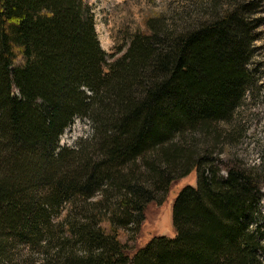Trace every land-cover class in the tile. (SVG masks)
I'll return each instance as SVG.
<instances>
[{
	"label": "trees",
	"instance_id": "16d2710c",
	"mask_svg": "<svg viewBox=\"0 0 264 264\" xmlns=\"http://www.w3.org/2000/svg\"><path fill=\"white\" fill-rule=\"evenodd\" d=\"M92 2L0 0V264L16 244L48 264H264V172L207 147L251 87L243 5L200 20L118 15L109 53ZM78 116L93 136L60 147ZM193 170L173 202L175 236L130 253L147 205Z\"/></svg>",
	"mask_w": 264,
	"mask_h": 264
},
{
	"label": "rangeland",
	"instance_id": "374dc122",
	"mask_svg": "<svg viewBox=\"0 0 264 264\" xmlns=\"http://www.w3.org/2000/svg\"><path fill=\"white\" fill-rule=\"evenodd\" d=\"M243 5L245 16L251 27L252 58L249 67L252 71V83L246 93V97L239 109L235 113L230 123L223 124L219 129L223 133L216 146L209 140V148L215 153L221 152L223 158H228L237 165L252 168L257 173L264 172V0H237ZM216 7L210 3H202L201 12L196 10L200 4L199 0H93L92 10L94 13L95 29L100 40L101 46L109 53L117 52L115 42L111 37V28L118 15L123 19L130 18L132 14L140 20L148 16L163 14V12H179L185 15H199L200 19L212 18V9L222 12L230 6H236L235 0H217ZM122 3H125L122 8ZM234 4V5H232ZM171 21V16L168 14ZM118 24V22H116ZM117 30V29H116ZM94 129L87 117L78 116L73 122L64 129L59 137L60 147H77L80 142L90 139ZM197 137V136H196ZM201 139H196V149L201 153L204 148ZM229 149V150H228ZM197 172L191 171L182 177L176 184L165 192L160 191L156 195V200L151 201L145 211L144 220L137 229L131 227L135 236L134 246L130 253H134L142 247L152 237L160 234L174 237L176 234L173 225V202L178 192L187 184L196 185ZM259 212V213H258ZM257 218V219H256ZM254 225H259L258 238L262 248L258 251L264 263V196L261 199L258 210L255 212ZM55 221V220H54ZM36 246L24 244L14 245L12 254L15 264L23 259L24 264H48L42 260V254L35 252ZM39 253V254H38Z\"/></svg>",
	"mask_w": 264,
	"mask_h": 264
}]
</instances>
